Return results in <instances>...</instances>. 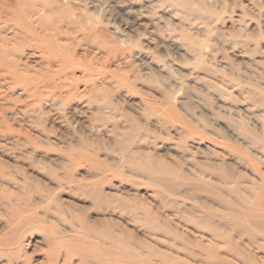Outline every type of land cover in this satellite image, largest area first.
Wrapping results in <instances>:
<instances>
[{
  "label": "rangeland",
  "instance_id": "rangeland-1",
  "mask_svg": "<svg viewBox=\"0 0 264 264\" xmlns=\"http://www.w3.org/2000/svg\"><path fill=\"white\" fill-rule=\"evenodd\" d=\"M73 2L104 24L117 49L109 56L105 80L112 92L105 102L113 108L104 110L110 122L95 119V106L77 116L68 108L61 113L68 118L64 126L55 111L41 125L6 112L12 129L0 128V264H139L143 258L134 249L141 242L177 255L169 237L148 232L134 218L140 213L118 203L121 196L142 194L151 208L176 211L158 209L167 202V190L146 172L134 171L143 167L129 157L146 150L145 142L132 151L116 141L133 119L150 128L152 152L180 160L187 172L201 174L209 161L230 165L239 184L215 177L221 194L244 209L250 182L264 175L260 148L250 139V129L264 137V0ZM84 43L81 52L100 60L103 53ZM116 124L122 134L114 131ZM23 133L35 134L37 145L25 147ZM82 138L105 169L87 159L70 160ZM91 181L103 184L104 193H116L117 204L87 195L89 185L96 192ZM232 187L239 189L232 193ZM186 196L178 199L188 207L194 199L212 202L206 193Z\"/></svg>",
  "mask_w": 264,
  "mask_h": 264
},
{
  "label": "bare ground",
  "instance_id": "bare-ground-1",
  "mask_svg": "<svg viewBox=\"0 0 264 264\" xmlns=\"http://www.w3.org/2000/svg\"><path fill=\"white\" fill-rule=\"evenodd\" d=\"M205 9L210 12L209 7ZM84 42H90L97 52L103 53L100 60L89 51L81 52ZM113 53L116 54L117 49L109 43L104 24L89 19L73 0H0V128L12 129L5 115L8 111L12 116L20 114L39 125L43 121H51L50 115L55 111L53 116L64 126L68 118L66 113H61L70 107L72 114L77 116L84 113L85 108L95 106L98 110L95 119L110 122L104 110L113 108L112 104L105 102L112 92L105 80L109 56ZM73 103L76 104L72 107ZM113 128L121 133L118 124ZM142 129H146V133H142ZM128 130L117 139V147L133 151L145 142L146 150L129 157L143 167L142 170L134 168V171L146 172L167 190L163 193L168 196L167 202L161 201L158 209L166 205L176 210L174 213L155 210L142 194L119 197L120 205L140 213L134 218L148 232L169 237L168 246L177 252V255H172L155 247L147 248L146 243L141 242L140 248L134 249L143 258L139 264H189L185 257L197 264H264V175L260 181L250 182L252 193L246 196L245 208H239L221 194L215 177L223 176L229 184H239L240 178L230 165L209 161L208 165L202 164L206 168L201 174L195 170L187 172L180 160L176 163L150 150L149 127L132 119ZM23 134L26 138L21 141L25 147L37 145L35 134ZM40 134L36 136L42 137L45 131ZM6 136L11 135L8 133ZM250 139L260 148L257 155L264 161V137L250 129ZM78 148L69 154L71 161L87 159L93 161L94 166H99L98 169L106 168L103 162L89 153L86 138L80 140ZM0 160L2 169L4 164ZM252 160L259 162L257 158ZM93 185L95 187L97 183ZM102 187L103 184L97 185L96 192L91 193L88 188L92 186L89 185L86 194L99 201L114 200L113 203L117 204V194L104 193ZM185 187L187 189L182 191ZM238 189L232 187L230 190L233 193ZM201 193L207 194L211 204L194 199L195 202L188 207L178 199ZM140 241L138 238V243ZM127 248L133 250L134 245L128 244Z\"/></svg>",
  "mask_w": 264,
  "mask_h": 264
}]
</instances>
